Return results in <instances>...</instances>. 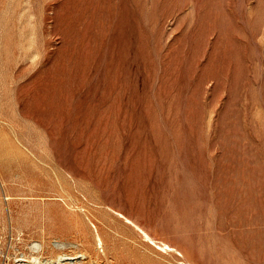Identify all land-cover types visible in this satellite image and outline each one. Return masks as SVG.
I'll use <instances>...</instances> for the list:
<instances>
[{
	"label": "rangeland",
	"instance_id": "374dc122",
	"mask_svg": "<svg viewBox=\"0 0 264 264\" xmlns=\"http://www.w3.org/2000/svg\"><path fill=\"white\" fill-rule=\"evenodd\" d=\"M46 262L264 264V0H0V264Z\"/></svg>",
	"mask_w": 264,
	"mask_h": 264
},
{
	"label": "bare ground",
	"instance_id": "6f19581e",
	"mask_svg": "<svg viewBox=\"0 0 264 264\" xmlns=\"http://www.w3.org/2000/svg\"><path fill=\"white\" fill-rule=\"evenodd\" d=\"M62 187H65V185L67 184L66 181L62 180L61 181ZM62 202H64V205L66 207L69 208L70 210V216H68V220H70L69 222H71L72 224H74L77 227V231H78V235H81L82 232L84 234H86L87 232H89L91 230L92 232V239L94 240V243L97 244L98 246H103L105 240L103 237V233H101L100 230V226L99 224L96 223L93 219H91L89 213H87V211L85 210L84 207L80 206V205H75L74 203H71L70 201L67 200H63ZM87 206V205H86ZM88 207V206H87ZM93 208V207H92ZM66 209V208H65ZM89 209V208H88ZM53 210V209H52ZM94 210V208L92 209ZM99 210V209H98ZM117 210V209H116ZM56 211V209H55ZM114 212V210H113ZM52 213V212H51ZM92 214V212H90ZM116 214H118L119 216H121L122 218H124V220L126 222H128L130 225H132L133 227H135L140 234L142 235V237L144 239H146L148 242L156 245L157 247L163 249V250H171L172 247L169 243L163 241L161 243H157L156 239L143 227H141L137 222H135L132 218H130L129 216H127L126 214L122 213L121 211H115ZM68 215V214H67ZM93 215V214H92ZM91 215V216H92ZM81 217V218H80ZM102 221V220H101ZM65 223L67 225H69V223H67V220L65 221ZM84 234H82L84 236ZM86 237V236H85ZM89 237V236H88ZM82 238V237H81ZM91 239V238H90ZM85 240V239H84ZM83 240V241H84ZM36 244V242H35ZM84 244V243H83ZM88 244V242H87ZM88 246V245H87ZM93 246V245H92ZM95 246V245H94ZM89 247V246H88ZM91 247V246H90ZM102 248V247H101ZM89 249V248H88ZM91 249V248H90ZM91 251V250H90ZM33 257V256H32ZM34 259H36V256L33 257ZM37 260V259H36ZM34 263V261H33ZM52 262H46L44 264H49ZM188 264H193V263H188Z\"/></svg>",
	"mask_w": 264,
	"mask_h": 264
}]
</instances>
